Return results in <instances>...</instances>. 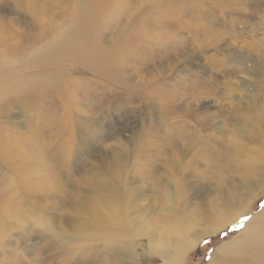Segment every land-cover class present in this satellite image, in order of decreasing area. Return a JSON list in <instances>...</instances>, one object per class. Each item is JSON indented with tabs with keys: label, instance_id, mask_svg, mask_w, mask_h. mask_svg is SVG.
<instances>
[{
	"label": "rangeland",
	"instance_id": "rangeland-1",
	"mask_svg": "<svg viewBox=\"0 0 264 264\" xmlns=\"http://www.w3.org/2000/svg\"><path fill=\"white\" fill-rule=\"evenodd\" d=\"M252 101L261 127L247 121L243 135ZM257 129L263 136L264 0H0V241L12 228L0 264H124L111 243L58 246L93 213L124 214L149 233L182 222L180 264H260L264 190L249 199L242 183L246 167L264 164ZM105 195L122 200L115 214ZM232 202L222 227L217 204ZM245 227L258 235L245 257H224ZM175 237L158 248L131 235L136 264H169Z\"/></svg>",
	"mask_w": 264,
	"mask_h": 264
},
{
	"label": "bare ground",
	"instance_id": "bare-ground-1",
	"mask_svg": "<svg viewBox=\"0 0 264 264\" xmlns=\"http://www.w3.org/2000/svg\"><path fill=\"white\" fill-rule=\"evenodd\" d=\"M228 1V0H227ZM231 2H233V1H231ZM207 31V30H206ZM198 38V37H197ZM189 45V44H188ZM119 52V51H118ZM116 53V52H115ZM223 53H225V52H223ZM123 55V54H122ZM118 56H120V55H118ZM161 56V55H160ZM119 58V60H120V62L122 61V62H125V60H126V57L125 56H121V57H118ZM160 58V57H159ZM116 59H117V57H116ZM223 60V59H222ZM144 61V60H143ZM147 61H149V60H147ZM121 62V63H122ZM113 63V62H112ZM147 62H145V64H146ZM106 64V63H105ZM108 65V64H107ZM103 66V65H102ZM103 67H107V66H103ZM103 67H102V69H103ZM108 68V67H107ZM247 68V67H246ZM108 70V69H107ZM245 82V81H244ZM246 93V92H245ZM244 95V94H243ZM248 97V96H247ZM195 100V99H194ZM195 105V104H194ZM249 111H248V116L245 118V120H244V124L241 126V127H239V131H240V133L241 134H243V135H245L244 134V131H245V123L247 122V121H252V122H256V124H254L256 127H261V125H258L259 124V122H261V117H260V113H259V111H258V107L254 104V101H252V105H250L249 106V109H248ZM198 112V111H197ZM249 129V128H248ZM257 131V135L259 136H261L263 139H264V134H263V136H262V131H260V130H256ZM247 132V131H246ZM247 133H249L248 135H251L250 134V132H247ZM242 135V136H243ZM258 138V139H261L262 140V138ZM251 138H253V137H251ZM255 138V137H254ZM256 138H257V136H256ZM261 140H260V146H259V148L262 146V148H263V150H264V141L263 142H261ZM256 141V140H255ZM259 143V142H258ZM184 144V143H183ZM173 148V147H172ZM260 150V149H259ZM263 156H264V154H263ZM168 158V157H167ZM261 158V157H260ZM262 159V158H261ZM262 162L264 163V158L262 159ZM246 173H247V175L243 178V181H242V183H243V185H244V187H243V189H246V192L245 193H247L246 195L248 196V198L250 199L251 197L253 198V196H255V197H257L258 195H259V193H256V192H259V191H263L264 190V178L263 177H260L261 175H264V164L263 165H261V167H257V168H255V167H252V165L250 166V167H246ZM245 171V170H244ZM208 172V171H207ZM241 173V172H240ZM214 174V173H213ZM244 174H245V172H244ZM98 177V176H97ZM102 177V176H101ZM100 179V178H99ZM102 179V178H101ZM105 181V180H104ZM241 181V180H240ZM104 184V183H103ZM107 186H108V188H107V190L110 192V193H113V194H116L117 192H119L120 193V188L118 187V185L116 184V182L115 181H113V180H111L110 178L109 179H107V181H106V183H105ZM105 184H104V186H105ZM99 189V188H98ZM170 192H171V194H172V190H170ZM230 192H231V190H230ZM108 193V192H107ZM118 193V194H119ZM125 193V192H124ZM121 194V193H120ZM123 194V193H122ZM233 196L234 195V197L235 196H238L239 197V195H237L236 194V192H232V193H229V197H232L231 195ZM106 197H103L104 198V204H105V207L106 208H109V215L110 214H115V212H114V210L110 207V205H112V206H114V207H117V208H121V206H122V200L120 199V197L118 196L117 197V195L115 196L116 198H114L113 196H111L110 197V195L108 196V195H105ZM121 196V195H120ZM113 197V202H112V198ZM244 197V196H243ZM242 197V198H243ZM118 198V199H117ZM121 198L123 199V196H121ZM237 198V197H236ZM126 199H128V198H125V200ZM225 200H226V198H224ZM228 200H229V198H228ZM256 200V199H255ZM133 201V200H132ZM135 201V200H134ZM172 201H173V199H172ZM237 200H235V202H236ZM126 202H128V200L126 201ZM222 202V201H221ZM123 203H125V202H123ZM129 203V202H128ZM237 203V202H236ZM126 204V203H125ZM124 204V205H125ZM139 204V203H138ZM239 204H241V202L239 203ZM123 205V206H124ZM218 205V208L220 209V210H217V213H218V217L216 218V219H218V222L221 224V226L223 227V226H225L226 224H227V222H228V220H229V214H228V209H232V208H234L235 206H237V205H235L234 204V202H232V203H230V204H227V205H223V206H221V205H219V204H217ZM246 205H247V207H248V202L246 203ZM127 206V205H126ZM137 206V205H136ZM172 206V205H171ZM130 207V206H129ZM129 207L127 206V208H128V211H130L129 210ZM224 207L226 208L225 210H224ZM263 207V206H262ZM131 208V207H130ZM217 207H216V209H218ZM244 208V207H243ZM124 209H126L125 207H124ZM123 209V210H124ZM121 210V209H120ZM224 210V211H223ZM245 210H243V211H239V214H241L242 212H244ZM120 212V211H119ZM163 212H165V211H163ZM168 212H170V211H168ZM207 212V211H206ZM209 212V211H208ZM211 212V211H210ZM231 212V211H230ZM122 213H124V212H122ZM128 213V212H127ZM133 213V212H132ZM120 214V213H119ZM169 214V213H168ZM177 214V213H176ZM206 214V213H205ZM215 214H216V212H215ZM165 215V214H164ZM173 215V214H172ZM203 215V214H202ZM207 215V214H206ZM259 215V214H258ZM113 216V215H112ZM121 216V215H120ZM123 216H124V214H123ZM123 216H121V217H117V216H115V217H109V216H105V217H100V216H98L97 214H95V213H93V214H89L87 217H86V219L84 220V222L83 223H81V225H75V228L73 229V230H69V231H66V230H64V229H62V230H64V231H62V233H61V235H62V237H64L63 238V240L61 241V242H59V244H58V246L60 247V248H62V247H64V248H66V249H64V251H66L67 253H71L70 252V250L72 249L73 251V253H75V254H77V253H80V252H82L83 251V249H82V247L83 246H88V243L90 242V241H94V242H99V243H102L103 245H108V244H110V248H112V249H114V250H116V249H118V248H123V249H125V257L126 258H128V259H130V260H126V261H124L123 263L124 264H127V262H128V264H136V262L137 261H135V259H133V257H134V254L133 253H131V248H132V244H131V240H130V236L132 235H134V236H144V238H145V236H148L149 238H150V243H151V245H157L158 246V248L160 247L161 248V246H162V244H161V242H166L165 240H169L171 237H172V235H175L176 237L175 238H172L171 240L174 242V244H173V247H174V251H172V254L170 255V256H166L167 258L169 257V259H168V263L169 264H180V263H182V261L184 260V257H185V254L187 253V250H188V248H189V244H190V242H188V241H183V238L181 237V236H183L184 235V233H183V231H182V229H183V227L184 226H182L183 224H176V226H174L173 225V229H172V231L171 232H166V231H164L163 229H161V230H158L157 232H155V233H149V232H147V231H145L144 229H143V227L142 226H134V227H132L131 228V226H130V222L128 221V219H123L122 217ZM170 216V215H169ZM190 216V215H189ZM212 216H214V214L212 213V215H211V217ZM238 216V215H237ZM138 217V216H137ZM192 217H193V215H192ZM261 217L262 218H264V215H261ZM175 218H176V216H175ZM184 218H186V217H184ZM190 218V217H189ZM188 218V219H189ZM208 218V217H207ZM199 218H197V220H198ZM201 219V218H200ZM203 219H204V217H203ZM260 219V218H259ZM141 220V219H140ZM139 220V221H140ZM175 220V219H174ZM189 220H191V219H189ZM210 220V219H209ZM208 220V221H209ZM194 221V220H193ZM202 221V220H201ZM257 221V220H256ZM173 222V221H172ZM180 222V221H179ZM185 222V221H184ZM191 223H192V221H190ZM198 222V221H197ZM200 222V221H199ZM203 222V221H202ZM254 222V221H253ZM167 223V222H166ZM176 223V222H175ZM189 223V222H188ZM201 223V222H200ZM208 223V222H207ZM218 223V224H219ZM141 224V223H140ZM143 224V223H142ZM150 224V223H149ZM148 224V225H149ZM202 224V223H201ZM213 224V223H212ZM55 225V224H54ZM147 225V226H148ZM192 225V224H191ZM203 225V224H202ZM206 225V224H205ZM151 226V225H150ZM154 226V225H153ZM159 226V225H158ZM192 226H194V225H192ZM201 226V225H200ZM255 226V225H254ZM254 226H253V228H254ZM20 227H22V225L18 222V224H17V226H16V228H20ZM161 227V226H160ZM160 227H158V228H160ZM196 227H197V225H196ZM205 227V226H204ZM214 228H209L208 230H206L205 231V233H208V232H213L215 229H218L216 226H213ZM247 227H248V225H247ZM247 227H245V229H243L244 230V234H242V232H241V235H239L238 237H236L235 239H233V242H231L230 241V245L229 246H227V247H223L224 249L221 251V252H223L224 254H225V256L224 257H226V255L227 256H231V254L233 253L234 255H235V257H238V255H243L244 257H245V254L244 253H239V251H241V247H242V245L243 244H245V242L247 241V239H248V237H249V239H252V236H254V237H258V235L256 234V232H257V230H255V229H250V228H247ZM250 227V226H249ZM15 228V229H16ZM162 228V227H161ZM52 229H55L54 227L52 228ZM185 229H186V227H185ZM200 229H202V227L200 228ZM8 230V231H7ZM10 230H12V228H9V229H4L3 230V233H2V239H1V241L2 240H7V237H6V232H9ZM253 230V231H252ZM75 231L76 232H80L81 234H76L75 233ZM150 231V230H149ZM152 231V230H151ZM194 231V230H193ZM202 231V230H201ZM59 232H61V230L59 229ZM191 232V231H190ZM190 232H188V233H190ZM108 233V234H107ZM181 235V236H180ZM188 236V235H187ZM178 237H180V239H178ZM189 237V236H188ZM111 239V240H109L110 242H107V241H105L106 239ZM182 238V239H181ZM190 238V237H189ZM117 239H119V240H117ZM165 239V240H164ZM131 242H130V241ZM137 240V239H136ZM179 240V241H178ZM256 240H257V238H256ZM255 240V241H256ZM0 241V242H1ZM176 241H178V242H176ZM251 241V240H250ZM58 242V241H57ZM252 242V241H251ZM254 242V241H253ZM252 242V243H253ZM229 243V242H228ZM247 243H249V241L247 242ZM222 245H224V244H222ZM225 245H227V244H225ZM246 245V244H245ZM85 246V247H86ZM221 246V245H220ZM252 246H253V251L255 252V250H256V252L258 251L259 252V254H258V256H260V257H258V258H256L255 257V263L256 262H260V261H262L260 264H264V246L262 247V246H260V241H258V242H255V243H253L252 244ZM251 246V247H252ZM167 247V246H166ZM262 247V248H261ZM92 248V247H91ZM163 248V247H162ZM169 248V247H168ZM261 248V249H260ZM157 249V248H156ZM245 249H247V248H245ZM248 249H249V247H248ZM158 250V249H157ZM219 250V249H218ZM69 251V252H68ZM159 251V250H158ZM166 251V250H165ZM243 251V250H242ZM246 251V250H245ZM248 251V250H247ZM246 251V252H247ZM163 252H164V250H163ZM220 252V253H221ZM46 253V252H45ZM168 253H169V250H168ZM167 253V254H168ZM189 253V252H188ZM91 254V253H90ZM166 254V253H165ZM2 255V254H1ZM0 255V256H1ZM41 255V254H40ZM50 255H52V253L50 254ZM50 255H49V257H50ZM222 256V255H221ZM66 257H67V255H66ZM68 257H69V255H68ZM88 257V256H87ZM60 258V257H59ZM58 258V259H59ZM110 258V257H109ZM228 258H230V257H228ZM232 258V257H231ZM230 258V259H231ZM52 258H50V260H51ZM56 259V258H55ZM67 259V258H66ZM215 259H216V257H215ZM215 259H211V260H213V262L211 263V262H209V263H211V264H225V262H227V261H225L224 263L222 262V260L220 261L218 258V260L219 261H214ZM237 259V258H236ZM256 259H257V261H256ZM54 260V259H53ZM57 260V259H56ZM61 259H59V261H60ZM92 260H94V259H92ZM102 260H104V258L102 259ZM107 260V259H106ZM136 260H137V258H136ZM232 260H233V258H232ZM240 260V259H239ZM243 260V259H242ZM246 260H248V259H246ZM245 260V261H246ZM250 260H251V258L248 260V262H250ZM36 261V260H35ZM55 261V260H54ZM53 261V262H54ZM62 261V260H61ZM142 261V260H141ZM166 261V260H165ZM234 261V260H233ZM237 261V260H236ZM40 262V261H39ZM44 262H46V261H44ZM52 262V263H53ZM94 262H97L96 260H94ZM100 262V261H99ZM229 262V261H228ZM247 262V261H246ZM51 263V264H52ZM55 263V262H54ZM77 263V262H76ZM103 263V262H102ZM104 263H105V260H104ZM106 263H108V262H106ZM105 263V264H106ZM166 263V262H165ZM244 263V262H243ZM70 264H72V263H70ZM74 264V263H73ZM80 264V263H79ZM248 264H250V263H248Z\"/></svg>",
	"mask_w": 264,
	"mask_h": 264
},
{
	"label": "trees",
	"instance_id": "trees-1",
	"mask_svg": "<svg viewBox=\"0 0 264 264\" xmlns=\"http://www.w3.org/2000/svg\"><path fill=\"white\" fill-rule=\"evenodd\" d=\"M224 232H220V233H218L217 235H216V237H207V238H205L204 239V242H208V241H211V240H213V239H222L223 237H224ZM203 242V243H204Z\"/></svg>",
	"mask_w": 264,
	"mask_h": 264
},
{
	"label": "snow or ice",
	"instance_id": "snow-or-ice-1",
	"mask_svg": "<svg viewBox=\"0 0 264 264\" xmlns=\"http://www.w3.org/2000/svg\"><path fill=\"white\" fill-rule=\"evenodd\" d=\"M245 219H247V217H245Z\"/></svg>",
	"mask_w": 264,
	"mask_h": 264
}]
</instances>
